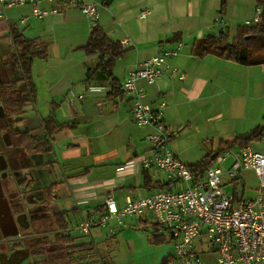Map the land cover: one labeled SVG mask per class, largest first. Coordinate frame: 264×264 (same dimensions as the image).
Instances as JSON below:
<instances>
[{
  "label": "crops",
  "instance_id": "obj_1",
  "mask_svg": "<svg viewBox=\"0 0 264 264\" xmlns=\"http://www.w3.org/2000/svg\"><path fill=\"white\" fill-rule=\"evenodd\" d=\"M91 1L99 12L96 25L124 51L110 71L99 65L106 57L87 56L81 49L93 26L78 7L43 2L40 9L56 10L43 18L34 17L29 6L0 7V38L14 27L25 38L47 47V58L34 60L31 67L35 99L27 106L36 110L37 116L28 119L24 111L18 130L44 137L41 123L50 115L56 125H68L51 135V151L44 154L49 158L36 154L27 159L28 173L40 181L48 180L44 188L53 185L46 215L67 214L69 230L71 220L78 225L102 214L107 197L122 207L128 196L147 197L158 191L144 186L145 175L151 186L154 182L170 183V191L178 189L179 182L155 178L151 169L140 165L144 157L153 155V146L145 137L154 129L135 125L132 94L121 90L127 72L137 63L183 44L169 65L181 72L184 80L165 70L156 83L140 80L136 86L145 93L144 102L160 110L171 135L168 148L188 166L215 154L221 142H232L259 126L264 128V63L241 65L212 54L199 58L191 51L194 40L220 33L232 39L239 27L254 26L257 0ZM145 10L149 14L141 19ZM12 49L9 40L0 42V66L11 59ZM16 73L15 80L19 79ZM79 95H83L81 100H77ZM64 102L69 106L61 115ZM247 146L264 154V131L260 140ZM121 167L123 172H117ZM222 181L224 190L230 188L226 192L236 199L256 196L257 178L251 170H244L234 182L226 176ZM148 221H152L149 216L148 220L126 217L121 225L112 220L95 228L85 242L98 249L104 236L115 234L125 223L136 226Z\"/></svg>",
  "mask_w": 264,
  "mask_h": 264
},
{
  "label": "built area",
  "instance_id": "obj_2",
  "mask_svg": "<svg viewBox=\"0 0 264 264\" xmlns=\"http://www.w3.org/2000/svg\"><path fill=\"white\" fill-rule=\"evenodd\" d=\"M43 2L76 6L87 20L96 26L99 12L91 0H0V7L29 6L32 15L43 18L55 13L54 8L40 9ZM148 10L140 14L145 18ZM260 8L257 9V16ZM258 20V19H257ZM219 23V18L215 19ZM127 46L128 42H123ZM183 44L164 51L131 68L121 84L124 93L132 94L131 118L139 128L150 127L154 133L145 137L153 146V155L140 161L143 169H151L154 177L185 184L181 190L156 191L147 197H126L122 207L107 197L104 212L92 220L81 221L78 231L89 236L92 228L106 226L114 220L121 225L126 217L150 220L158 233H167L173 240V254L169 264H264V154L249 146L238 151L217 154L213 164L203 173L194 175L188 165L180 161L168 148L171 135L167 133L159 109L144 102L145 93L137 88L140 80L154 84L165 70L171 77L184 80V75L169 65L181 53ZM79 95L77 100H81ZM69 103H63L62 111ZM229 164L227 165V163ZM118 168L117 172H123ZM251 170L257 178L253 199H236L223 188L222 177L230 182Z\"/></svg>",
  "mask_w": 264,
  "mask_h": 264
},
{
  "label": "trees",
  "instance_id": "obj_3",
  "mask_svg": "<svg viewBox=\"0 0 264 264\" xmlns=\"http://www.w3.org/2000/svg\"><path fill=\"white\" fill-rule=\"evenodd\" d=\"M257 6L260 8V14L254 26L239 27L236 36L232 39L227 34L220 33L217 36L194 40L191 48L192 53L199 58L212 54L241 65L264 63V0H257ZM5 40H9L13 48L11 56L14 62L11 68L13 71L19 72V79L15 80L11 77L7 82L0 84V103L7 114L14 118L15 123L18 124L22 121L18 116L24 113L25 107L33 104L35 99V87L31 77L32 63L36 59H46L48 51L45 44L36 39L25 38L14 27L11 28L7 36L0 38V42ZM81 49L87 56L98 55L101 58L106 57V61L99 65L101 67L104 66L109 71L112 70L115 60L121 57L124 52L97 25L91 28L89 37ZM95 71L93 70V72ZM88 76L89 72L87 73ZM117 92H120V90H117ZM41 124L45 130L44 137L32 136L29 131H20L17 134L18 144L24 148L29 156L49 153L51 151L50 141L53 132L68 127L67 124L56 125L51 115L43 119ZM262 129L264 128L259 126L248 133L237 136L232 142H221L215 153L222 154L229 150H240L250 143L260 140L262 131H264ZM210 156H205L197 163L188 166L191 173L198 175L210 167L214 162V160H210ZM144 186L150 187L149 190L170 191V183L163 185L160 182H154L151 186L150 180L146 175ZM52 194L53 185H50L45 188L47 212L49 210L48 203L53 197ZM66 215L63 213L52 215L59 231L55 235V240L62 247V261L66 264H108L92 242L78 241V238L70 234ZM152 225L155 226L154 223ZM155 235L154 242H159L161 235ZM170 260L171 256H167L162 260L161 264H166Z\"/></svg>",
  "mask_w": 264,
  "mask_h": 264
},
{
  "label": "flooded vegetation",
  "instance_id": "obj_4",
  "mask_svg": "<svg viewBox=\"0 0 264 264\" xmlns=\"http://www.w3.org/2000/svg\"><path fill=\"white\" fill-rule=\"evenodd\" d=\"M17 125L0 103V264H66L53 218L55 229L46 230L45 188L28 173L29 155L18 144Z\"/></svg>",
  "mask_w": 264,
  "mask_h": 264
},
{
  "label": "rangeland",
  "instance_id": "obj_5",
  "mask_svg": "<svg viewBox=\"0 0 264 264\" xmlns=\"http://www.w3.org/2000/svg\"><path fill=\"white\" fill-rule=\"evenodd\" d=\"M6 56V54H4ZM7 59V56L4 58ZM6 64L0 66V84L7 82L11 77H17L18 74L13 71L11 68L13 57L11 59L5 60ZM2 66H4V69ZM8 68V70H7ZM12 73V75L9 74ZM26 116L28 119L36 117V110L32 107L27 106L25 108ZM42 113V111L40 110ZM25 113V112H24ZM24 113L18 116L21 118ZM19 127V125H17ZM21 128H19L20 130ZM44 159L49 158L48 155H41ZM50 180L51 177H49ZM46 181L42 180L41 184L45 185ZM48 183V182H47ZM177 188L179 190L185 187L183 183H177ZM226 191H231L230 188H227ZM239 189L237 188L236 194L240 195ZM46 230L51 233L55 226L50 220V217L47 216ZM125 223V222H124ZM152 221H148V224L138 223L136 226H127L125 223L116 233L113 235L108 234V238L103 237L101 243L98 245V249L101 255L104 257V260L108 264H161L162 260L171 255L174 251L173 240L169 238L167 233H158L157 228L152 225ZM95 228L90 230V233L94 231ZM70 234L73 237L78 238V241L85 242L88 236H83L78 231L76 223L71 220L70 224ZM155 234H160L161 239L159 242H154ZM52 253L59 254L60 249L57 247L52 248ZM50 250V251H51Z\"/></svg>",
  "mask_w": 264,
  "mask_h": 264
},
{
  "label": "water",
  "instance_id": "obj_6",
  "mask_svg": "<svg viewBox=\"0 0 264 264\" xmlns=\"http://www.w3.org/2000/svg\"><path fill=\"white\" fill-rule=\"evenodd\" d=\"M216 156H217L216 153L213 154V155H211V156H210V160H214ZM148 216H149V218H151V216H152L151 212L148 213Z\"/></svg>",
  "mask_w": 264,
  "mask_h": 264
}]
</instances>
